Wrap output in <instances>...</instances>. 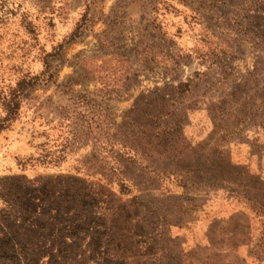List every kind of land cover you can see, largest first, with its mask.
Wrapping results in <instances>:
<instances>
[{"label":"rangeland","instance_id":"obj_1","mask_svg":"<svg viewBox=\"0 0 264 264\" xmlns=\"http://www.w3.org/2000/svg\"><path fill=\"white\" fill-rule=\"evenodd\" d=\"M0 128V264H264V0H0Z\"/></svg>","mask_w":264,"mask_h":264},{"label":"trees","instance_id":"obj_2","mask_svg":"<svg viewBox=\"0 0 264 264\" xmlns=\"http://www.w3.org/2000/svg\"><path fill=\"white\" fill-rule=\"evenodd\" d=\"M5 121L6 120H4L3 122ZM225 164L229 166L228 163ZM228 172H230V170H226L223 169V167H221L220 170L216 171V175L220 177L221 181H229L231 179L225 176L228 174ZM234 174L237 175L236 180L238 181V184H240L244 180L248 181L247 177H249V175L246 172V170H244V168H238V173H234ZM255 185H257V182H255ZM258 185L263 189L262 184L259 183ZM254 195L255 194L253 193L251 186H249L248 189L243 194V197L245 199L244 201L255 214H257L258 216H264V212L262 208V202H264V196H261V198H263L262 201L261 198L257 199V197L255 198ZM248 228H249L248 226L242 224L241 217L237 214L236 215L234 214V216L228 218L227 220L221 222L218 221L214 222L210 226L206 234L210 246L209 248L205 249L207 253L205 254L204 249L201 248H197L196 250L188 254L180 253L177 255L176 258L177 264H181L183 262L181 260V257L183 256L189 257L190 264H243V262L236 255L233 257L230 256L232 254H235L236 249L239 246H241L243 242L248 240L249 237ZM221 233L223 238L219 239L218 235H220ZM262 236H264L263 233ZM263 243L264 242L262 240L261 244ZM218 245L220 246V248H218ZM225 259L226 261H224Z\"/></svg>","mask_w":264,"mask_h":264}]
</instances>
